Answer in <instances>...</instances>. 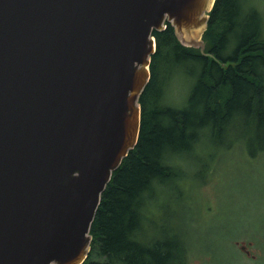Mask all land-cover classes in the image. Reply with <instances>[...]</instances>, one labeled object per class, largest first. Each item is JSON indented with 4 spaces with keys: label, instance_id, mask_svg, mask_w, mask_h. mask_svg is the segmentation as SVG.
Returning a JSON list of instances; mask_svg holds the SVG:
<instances>
[{
    "label": "water",
    "instance_id": "1",
    "mask_svg": "<svg viewBox=\"0 0 264 264\" xmlns=\"http://www.w3.org/2000/svg\"><path fill=\"white\" fill-rule=\"evenodd\" d=\"M216 0H0V264H83L137 144L153 32L204 54Z\"/></svg>",
    "mask_w": 264,
    "mask_h": 264
},
{
    "label": "trees",
    "instance_id": "2",
    "mask_svg": "<svg viewBox=\"0 0 264 264\" xmlns=\"http://www.w3.org/2000/svg\"><path fill=\"white\" fill-rule=\"evenodd\" d=\"M241 6L240 0L215 1L204 54L181 46L170 25L152 33L156 51L139 98L137 144L102 194L83 264H184L170 229L151 221L160 211L151 190L181 179L168 155L193 150L206 137L219 142L233 121L250 156L264 150V39L257 14H242ZM178 70L191 88L184 106L173 108L162 100Z\"/></svg>",
    "mask_w": 264,
    "mask_h": 264
},
{
    "label": "rangeland",
    "instance_id": "3",
    "mask_svg": "<svg viewBox=\"0 0 264 264\" xmlns=\"http://www.w3.org/2000/svg\"><path fill=\"white\" fill-rule=\"evenodd\" d=\"M240 1L242 14H257L264 39V0ZM181 73L162 100L173 108L184 106L191 88ZM237 124L219 142L206 137L193 150L170 153L181 179L151 190L160 210L151 221L170 229L184 264H264V150L250 156Z\"/></svg>",
    "mask_w": 264,
    "mask_h": 264
}]
</instances>
